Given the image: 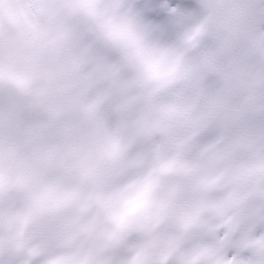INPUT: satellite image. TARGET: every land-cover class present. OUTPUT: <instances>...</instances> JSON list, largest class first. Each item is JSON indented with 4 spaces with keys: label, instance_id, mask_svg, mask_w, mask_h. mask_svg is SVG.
Listing matches in <instances>:
<instances>
[{
    "label": "clouds",
    "instance_id": "9594fccd",
    "mask_svg": "<svg viewBox=\"0 0 264 264\" xmlns=\"http://www.w3.org/2000/svg\"><path fill=\"white\" fill-rule=\"evenodd\" d=\"M138 55L148 57L143 81L125 86L144 92L175 72L166 53L146 47L115 12L81 6ZM70 14V13H69ZM55 12L38 16L29 0H0V261L3 264H207L202 249L183 251L187 209L176 198L177 177L188 169L160 154L129 156L127 124L110 128L104 97L78 102L85 120L79 136L50 132L70 102L65 48L72 33ZM235 58L229 76V111L264 114V65ZM135 103L125 99V111ZM235 106V108H234ZM51 119L37 121V114ZM245 168L264 175V137H246ZM215 181L205 178L202 184ZM139 242L128 245L129 237Z\"/></svg>",
    "mask_w": 264,
    "mask_h": 264
},
{
    "label": "rangeland",
    "instance_id": "374dc122",
    "mask_svg": "<svg viewBox=\"0 0 264 264\" xmlns=\"http://www.w3.org/2000/svg\"><path fill=\"white\" fill-rule=\"evenodd\" d=\"M171 1L177 7L183 6L184 21L156 22L163 42L158 47L147 44V40L143 43L168 54L175 72L167 79L154 81L147 92L125 87L143 81L149 58L138 55L115 36L109 37L114 27H105L88 11L68 10L58 0L53 5L43 2L40 16L62 13L72 33L65 48L72 85L70 102L50 132L72 136L85 133L86 122L77 103L104 97L102 115L107 125L117 129L127 124L124 134L131 158L152 155L143 143L148 135L154 155L178 158L189 170L175 181L176 198L187 209L184 227L190 229L179 240L183 251L202 248L209 257L207 264H220L221 256L255 261L257 249H246L242 242L264 237V175L246 170L244 158L249 151L246 137H264V114L229 112L230 90L243 83L242 78H230L229 68L244 53L245 62L255 70L264 65V8L255 7L253 0H231L233 10L225 33L218 34L220 39L210 47L208 34L200 36L195 44L189 42L199 26L192 22L188 26V22L201 20L197 13L204 0ZM128 98L135 103L121 111L120 106ZM34 118L51 119L47 113ZM205 178L215 183L205 186ZM228 232L234 234L222 245L220 239ZM126 254L127 248L122 247L120 258Z\"/></svg>",
    "mask_w": 264,
    "mask_h": 264
},
{
    "label": "bare ground",
    "instance_id": "6f19581e",
    "mask_svg": "<svg viewBox=\"0 0 264 264\" xmlns=\"http://www.w3.org/2000/svg\"><path fill=\"white\" fill-rule=\"evenodd\" d=\"M41 0H29V3L31 5H37L35 8H32L33 11L40 16L42 11V5L44 2V5H53L56 3V0H44L40 3ZM136 3L142 4L145 9H147L146 12L142 10L141 7H138L135 5ZM60 5L64 8L65 2L67 0H58ZM79 2H91L94 6H96L98 9L115 12L116 13V19L118 21L126 22L130 24L135 33L138 37L142 39V41L147 40V44H151L155 47H158L163 42V36L161 33V27L156 22H164V23H170L172 21H184L183 16V6H175L174 3L171 0H156V12L153 13V0H76V3ZM68 3V2H67ZM198 4V2H197ZM199 6V5H198ZM200 7V6H199ZM165 11H167V16L165 15ZM174 15H172V13ZM192 13V12H191ZM151 14V15H148ZM186 14V13H185ZM188 14V13H187ZM198 14V13H197ZM191 14H188V16ZM187 16V18H188ZM194 17V16H191ZM196 18V17H194ZM97 20V19H96ZM190 20V19H188ZM193 20V19H192ZM190 20L189 22L193 21ZM116 24L117 22H113ZM117 25V24H116ZM118 26V25H117ZM188 28V27H187ZM198 28V27H197ZM195 32V31H194ZM193 32V33H194ZM147 36V37H146ZM204 36V35H203ZM205 38V37H204ZM187 39V38H186ZM199 39V38H198ZM220 39V38H219ZM205 41V40H204ZM203 41V42H204ZM218 41V40H217ZM201 42V41H200ZM221 42V41H220ZM195 44V43H194ZM200 44V43H199ZM203 44V43H202ZM189 45V44H188ZM197 45V44H196ZM215 45V44H214ZM192 46V45H191ZM208 46V45H207ZM227 46V45H226ZM198 47V46H197ZM199 48V47H198ZM204 48V47H203ZM205 49V48H204ZM203 49V50H204ZM218 49V48H217ZM224 49V48H223ZM200 50V49H199ZM211 50V49H210ZM193 51V50H192ZM201 51V50H200ZM205 51V50H204ZM208 51V49H207ZM198 52V51H197ZM196 53V52H195ZM201 53V52H200ZM197 54V53H196ZM204 54V53H203ZM206 55V54H205ZM198 57V56H197ZM193 58V57H192ZM210 59V58H209ZM249 59V58H248ZM203 60V59H202ZM192 61V60H191ZM225 61V60H224ZM258 61V60H257ZM198 61H196L197 63ZM191 63V62H190ZM258 65V62L257 64ZM198 66V65H196ZM202 69V68H201ZM255 69V68H254ZM258 69V68H256ZM194 70V69H193ZM206 71V70H205ZM223 71V70H222ZM217 73V72H216ZM223 73V72H222ZM209 77V76H208ZM226 81V80H225ZM241 81V80H240ZM221 82V81H220ZM227 82V81H226ZM208 86V85H207ZM211 86V85H210ZM209 86V87H210ZM239 86V85H238ZM212 87V86H211ZM223 89V88H222ZM231 91V90H230ZM219 94V93H218ZM221 96V95H220ZM230 97V96H229ZM198 98V97H197ZM228 98V97H227ZM220 99V98H219ZM229 99V98H228ZM198 100V99H197ZM226 100V98H225ZM230 100V99H229ZM202 101V100H201ZM230 102V101H229ZM218 107V106H217ZM192 110V109H191ZM190 110V111H191ZM215 110V109H214ZM230 112V111H229ZM235 112V111H234ZM210 113V112H209ZM208 113V114H209ZM201 114V113H200ZM207 114V115H208ZM231 115V113H229ZM243 117V116H242ZM201 122V121H200ZM193 125V124H192ZM227 148V146H226ZM203 153V152H202ZM139 239L137 235H133L129 237L130 240ZM121 248H117L114 253V261L115 264H120V262L123 260L121 259Z\"/></svg>",
    "mask_w": 264,
    "mask_h": 264
},
{
    "label": "snow or ice",
    "instance_id": "6c2138e0",
    "mask_svg": "<svg viewBox=\"0 0 264 264\" xmlns=\"http://www.w3.org/2000/svg\"><path fill=\"white\" fill-rule=\"evenodd\" d=\"M256 6L264 8V0H254ZM205 7L209 10V16L205 22L200 25L193 35L190 37V43H194L200 36L208 33H216L223 35L226 30V25L229 17L232 14L233 4L231 0H204ZM234 232H228L224 237L220 239V243L223 245L229 241L230 236ZM244 248H256L258 259L255 261H240L237 257L227 259L221 256L220 264H264V237H260L254 241H243ZM219 251V250H218ZM0 264H3L0 261Z\"/></svg>",
    "mask_w": 264,
    "mask_h": 264
}]
</instances>
